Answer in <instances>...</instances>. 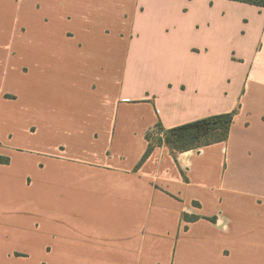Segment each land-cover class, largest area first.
I'll use <instances>...</instances> for the list:
<instances>
[{"label":"crops","instance_id":"crops-1","mask_svg":"<svg viewBox=\"0 0 264 264\" xmlns=\"http://www.w3.org/2000/svg\"><path fill=\"white\" fill-rule=\"evenodd\" d=\"M200 1L209 18L188 15L196 0L137 2L118 72L92 19L58 10L79 0L8 50L23 92L0 45V264H264V8ZM220 3L235 18L215 21ZM235 110L226 142L163 145L138 168L158 123Z\"/></svg>","mask_w":264,"mask_h":264},{"label":"rangeland","instance_id":"rangeland-1","mask_svg":"<svg viewBox=\"0 0 264 264\" xmlns=\"http://www.w3.org/2000/svg\"><path fill=\"white\" fill-rule=\"evenodd\" d=\"M61 1L62 0H0V25H3V27L0 26V34L3 36L0 45L1 49H5L4 70L9 73L6 88L18 89L21 92L27 89V83L22 79V66L24 63H18L19 57L13 59L11 63L6 56L8 50L10 48L14 49L13 53L18 54V50L27 45V40L24 41L22 39V34L29 32L32 25L31 20L33 19L34 21V17H49V13L52 10L51 7ZM79 1L83 2L82 6L60 8L58 10L65 16H69V14L73 15L79 11L84 13L85 17L92 19L94 33L96 34L93 45L95 44L100 59L107 62L110 61L111 64L114 63L115 72H118L123 62V47L119 42V34L128 35L136 4L140 0ZM198 1L202 2L196 0L195 4L197 7H195V9H192V5L190 8L186 7V11L189 10L188 15L190 14V17H198L201 19H205L206 15V18H209L210 16L206 14V5L198 4ZM223 5L224 4L220 3L213 8L214 11L212 10V15L218 19L214 17L215 21L235 18L230 16L231 14L228 8H224ZM80 16L79 14L78 17L80 18ZM249 20H251V18H249ZM199 26L201 25L199 24ZM54 30H57V27ZM85 40L87 39L85 38ZM95 40H97L98 44L95 43Z\"/></svg>","mask_w":264,"mask_h":264},{"label":"trees","instance_id":"trees-1","mask_svg":"<svg viewBox=\"0 0 264 264\" xmlns=\"http://www.w3.org/2000/svg\"><path fill=\"white\" fill-rule=\"evenodd\" d=\"M237 3H243L251 6L264 8V0H227ZM237 110L204 118L180 127L165 130L161 123L157 124L156 132H149L146 139L149 143L148 149L138 164V168L150 157L155 148L163 145L167 146L172 155L178 153L197 150L213 144L224 143L228 140L230 130L234 122ZM160 135H163L160 136ZM8 159L0 157L1 164H7ZM198 216H184L187 222L199 220ZM215 220V219H212Z\"/></svg>","mask_w":264,"mask_h":264},{"label":"built area","instance_id":"built-area-1","mask_svg":"<svg viewBox=\"0 0 264 264\" xmlns=\"http://www.w3.org/2000/svg\"><path fill=\"white\" fill-rule=\"evenodd\" d=\"M163 137V135H161Z\"/></svg>","mask_w":264,"mask_h":264}]
</instances>
